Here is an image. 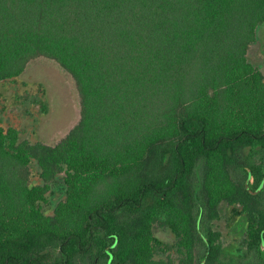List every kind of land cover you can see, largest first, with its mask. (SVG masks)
I'll return each instance as SVG.
<instances>
[{
  "label": "trees",
  "instance_id": "obj_1",
  "mask_svg": "<svg viewBox=\"0 0 264 264\" xmlns=\"http://www.w3.org/2000/svg\"><path fill=\"white\" fill-rule=\"evenodd\" d=\"M263 22L264 0H0V81L46 58L81 104L55 144L0 124V264H196L199 243L197 264H222L223 203L264 264ZM155 225L177 262L155 258Z\"/></svg>",
  "mask_w": 264,
  "mask_h": 264
},
{
  "label": "rangeland",
  "instance_id": "obj_2",
  "mask_svg": "<svg viewBox=\"0 0 264 264\" xmlns=\"http://www.w3.org/2000/svg\"><path fill=\"white\" fill-rule=\"evenodd\" d=\"M247 57L264 76V22L256 29L255 40L249 45ZM80 110V97L74 79L52 60L34 59L18 77L0 81V124L4 129L16 128L20 140L55 144L78 122ZM38 171L35 163L32 164L29 175L31 184L42 183ZM64 197L61 174L47 193V201L42 203L44 213L52 214L56 204ZM212 227L221 232L222 264L259 262L256 253L245 255L244 219L235 218L226 204H221L220 218L212 222ZM153 233L168 247L165 251L158 249L155 258H171L177 262L180 253L173 232L168 227L155 225ZM203 250L204 246L199 243L195 251L196 264Z\"/></svg>",
  "mask_w": 264,
  "mask_h": 264
}]
</instances>
